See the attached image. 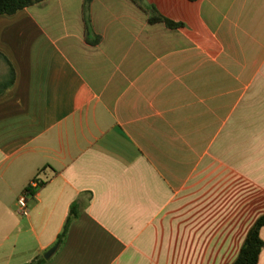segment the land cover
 <instances>
[{
    "label": "crops",
    "instance_id": "1",
    "mask_svg": "<svg viewBox=\"0 0 264 264\" xmlns=\"http://www.w3.org/2000/svg\"><path fill=\"white\" fill-rule=\"evenodd\" d=\"M10 70L0 264L235 261L264 215V0H43L0 15Z\"/></svg>",
    "mask_w": 264,
    "mask_h": 264
},
{
    "label": "trees",
    "instance_id": "2",
    "mask_svg": "<svg viewBox=\"0 0 264 264\" xmlns=\"http://www.w3.org/2000/svg\"><path fill=\"white\" fill-rule=\"evenodd\" d=\"M43 0H0V15L1 14H13L16 11L23 9L25 7L31 6L33 4H37ZM91 0H85L86 3H89ZM145 12L149 16V22H162L165 24L166 27H173L176 24L172 21L162 17L154 8L145 9ZM13 81V72L10 70L9 77L7 81L2 85L0 90L5 89L8 87ZM42 185L39 183V187ZM29 196L33 197L36 193L37 189L26 188ZM76 217V212L74 207L70 208L69 216L66 220V223L63 227L62 233L58 236L56 245L61 244L62 238L65 235L66 229L68 224L71 222L72 219ZM264 229V215L260 216L251 229L249 230L244 243L232 264H256L259 253L262 248H264V241L260 238V230ZM42 261L37 260L30 264H40Z\"/></svg>",
    "mask_w": 264,
    "mask_h": 264
},
{
    "label": "built area",
    "instance_id": "3",
    "mask_svg": "<svg viewBox=\"0 0 264 264\" xmlns=\"http://www.w3.org/2000/svg\"><path fill=\"white\" fill-rule=\"evenodd\" d=\"M26 188H32V189L37 188L36 181H34V180L30 181ZM26 188L17 200V209H18L19 214H21L22 216L28 215L26 198L29 196V194H28Z\"/></svg>",
    "mask_w": 264,
    "mask_h": 264
}]
</instances>
